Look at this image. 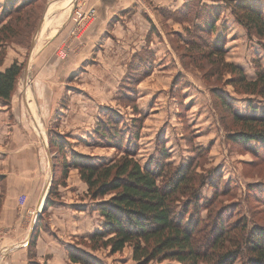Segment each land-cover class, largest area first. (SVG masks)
<instances>
[{
  "label": "rangeland",
  "instance_id": "374dc122",
  "mask_svg": "<svg viewBox=\"0 0 264 264\" xmlns=\"http://www.w3.org/2000/svg\"><path fill=\"white\" fill-rule=\"evenodd\" d=\"M2 1L0 0V4ZM211 1L208 3L214 4L218 0ZM251 1L264 11V0ZM226 2L222 0L218 2L220 13L210 40L215 43L221 41L224 44L225 60L242 65L247 77L253 79L259 66L264 67V48L259 41L260 38L254 32L247 34L245 29L234 20L230 6H228L229 4L226 5ZM71 3H73L72 0L70 2L69 0H35L33 3L20 8L19 11L7 15L0 22V26L9 22L10 30H7V33L11 31L12 35L3 44L0 43V56L2 57L0 71L14 61L21 63L26 59L33 35L31 32L43 5L45 8L47 4H52V11L47 18H54L56 14L63 11ZM74 10L68 19V32L63 34L64 36L53 47L54 53L58 54L61 59L66 58L64 56L67 48L70 47L72 41L77 40L76 36L79 38L82 30L74 22V17L77 16L79 10L77 8L76 12ZM80 17H84V14ZM178 23V26L175 27L163 22L162 31L151 29L148 32L149 37L152 35L165 38L170 49L161 41L159 45L151 44L148 41L147 47L151 49L153 56L145 57L148 60L146 68L137 67L135 69L132 67L137 70L138 78L136 77V82L132 83L138 89L137 96L132 99H118L116 97L118 85L125 75L129 61L131 58L135 59V57H129L125 62L123 76L112 94V102L109 101L111 104H108L107 107L123 113V119L119 124L120 129L129 130L128 133H131V136L133 135V128L138 129L139 134L136 138L138 148L134 156L140 162L145 163L150 154H158L161 152L159 150L164 147V151L168 153L167 159L172 166H183L188 163L187 165L190 164L188 170L198 178H203V182L206 184L199 190L198 203L211 198L213 194L216 195V198L207 208L199 209L201 216H204L208 209L212 216L217 210L225 209L221 216L226 221H234L236 218L245 215L249 223L251 221L263 223L264 201L258 194L254 195L251 189L255 187L264 188V149L253 141H249V147H247L226 137V132L234 129L236 125L232 121L230 110L221 105L220 97L227 98L237 112L255 113L257 115L264 112V98L243 92L242 87L228 82L232 79L230 74L217 57L203 47V39L196 43L198 48L189 44L191 40H198L195 36H197L196 33H199L195 30H191V35L187 33L189 26L193 25L191 20L183 16L179 17ZM234 27L237 28L235 31ZM44 29L47 30L46 27ZM47 34H43L42 43ZM206 40L210 42L209 37H206ZM262 40L264 41V38ZM158 50H160V54H166L163 57H155ZM40 65L37 66L35 81L41 76ZM21 86L22 78L19 79L18 77L9 101L3 102L4 106L7 105L5 109L9 110L8 113L5 110L4 119L7 116L11 118L13 111L14 119L20 121L21 132L28 134L37 143V136L43 135L41 131L43 130L44 137L46 135V138L53 141L52 148L56 164L50 199L53 201L60 199L58 182L65 183L66 178L63 176L62 170L65 163L72 161L75 153L106 160H112L121 155V148L110 143L92 144L88 139L74 143L65 139L60 151L54 141L59 134L68 135V132H65L68 123L59 125L60 118L57 116V118L53 116L52 119H48L47 114L40 113L38 115L40 129L31 116L30 119L25 115L27 113L22 107L19 96ZM13 96L17 97L14 100L17 105L12 106L11 99ZM135 105L138 106V111ZM101 113L103 114L104 111ZM104 118H106L105 115ZM131 118L136 120L131 122ZM8 120L11 124V119ZM6 131L8 133L9 130L3 129L4 134ZM126 136L127 133L122 132L120 137L123 138V142ZM200 146L204 148V151L198 149ZM39 153L40 160L44 161L42 153ZM45 157L47 159L46 155ZM41 164L44 170L43 162ZM71 168L80 178L76 167L67 165V172ZM216 179L217 186H210V184L215 183ZM3 192L0 191V205ZM262 194L264 195L263 191ZM85 195L95 202L87 191ZM110 195L111 193H108L100 199L105 200ZM24 198L27 199L26 192L18 197L20 206L16 212V222L14 221L20 231L23 227L25 228L34 212L33 203L30 206L26 205ZM203 204L205 205V202ZM14 227L0 224V236L8 235ZM36 239L37 234L33 245L27 248L30 259L35 256ZM0 240H3L2 237ZM73 241L75 246H79L84 251L86 249L97 256L101 264H137L132 258V249L129 245L124 246L120 251L111 253L108 247L91 249L89 247V235L74 238ZM68 264L81 263L72 262L69 258ZM148 264H177V262L165 259L162 261L153 260ZM235 264H239V261Z\"/></svg>",
  "mask_w": 264,
  "mask_h": 264
},
{
  "label": "trees",
  "instance_id": "16d2710c",
  "mask_svg": "<svg viewBox=\"0 0 264 264\" xmlns=\"http://www.w3.org/2000/svg\"><path fill=\"white\" fill-rule=\"evenodd\" d=\"M34 1L3 0L0 4V22L7 15ZM219 1L211 4L201 0H186L179 7L176 18L184 16L191 20L193 25L189 26L187 33L191 35V30H195L202 35L199 33H196L197 36L193 35L198 40H191L189 44L198 48L196 43L203 39V47L215 55L230 74L232 79L228 82L242 87L243 92L264 98V67L260 65L255 78L249 79L241 66L225 60L224 44L221 41L215 43L210 40L220 13ZM222 1H227L225 4H229L234 20L247 34L254 32L264 48L263 9L251 0ZM43 8L44 5L31 34L43 13ZM7 30H10L9 22L0 26L2 44L12 35V32L7 33ZM206 37H209L210 42ZM152 56V51L147 45L133 53L132 57L135 59L131 58L129 61L125 75L118 85L116 92L118 99H132L137 96L138 89L132 85L138 78L135 69L137 67L145 69L148 61L145 57ZM1 60L0 56V63ZM24 64L25 60L21 63L14 61L0 71L2 102L9 101ZM220 99L221 105L230 110L232 121L236 125L234 129L226 132V137L247 147L248 142L253 141L264 149V112L259 115L240 113L233 109L227 98L222 96ZM135 108L138 111L137 105ZM122 119L123 113L107 107L104 113H101L92 134L87 137L92 144L110 143L121 148L119 157L106 160L75 153L72 161L65 163L62 170L65 176L67 165L78 169L80 178L87 185V193L95 200L94 208L102 217L101 226L89 235V247L91 249L108 247L110 252L114 253L129 245L132 249V258L137 264L165 259L175 260L177 264H235L237 261L239 264H264V222L249 223L245 215L234 221H226L221 216L225 209L217 210L213 216L208 209L206 214L201 216L199 209L207 208L216 198L213 194L211 198L203 201L205 205L203 202L198 203L199 190L206 184L203 178L193 175L188 170L190 166L188 163L183 166H172L164 147L159 150L160 153L150 154L145 163L140 162L134 156L138 148L136 140L138 129L134 127L131 136L129 130L120 129ZM130 120L133 122L136 119ZM122 132L127 133L124 142L120 137ZM63 139V135H58L54 141L60 151L63 148ZM47 141L52 153L53 177L43 211L53 202L49 195L54 184L56 164L53 141L51 139ZM198 149L204 151L202 146ZM214 182L210 186L216 187L217 179ZM260 189L255 187L251 190L264 201L262 194L264 188L261 191ZM108 193H111L109 198L100 199ZM38 223L39 221L27 244L28 247L34 243ZM68 255L72 262L101 264L97 256L76 247L69 249Z\"/></svg>",
  "mask_w": 264,
  "mask_h": 264
},
{
  "label": "crops",
  "instance_id": "0c3cea01",
  "mask_svg": "<svg viewBox=\"0 0 264 264\" xmlns=\"http://www.w3.org/2000/svg\"><path fill=\"white\" fill-rule=\"evenodd\" d=\"M185 1L76 0L75 7L79 13L74 17V22L78 28H82V37L76 36L77 40L72 41L67 48L66 58L61 59L54 53L53 47L68 32V17L73 3L68 4L60 22H53L46 27L47 30L43 26L40 39L43 34H48L32 56L29 83L26 86L32 90L37 115L47 114L48 119L57 116L60 118L59 125L68 123L64 127L68 135L63 136V142L65 139L71 143L86 141L97 125L101 112L111 104L112 94L123 76L125 62L129 57L147 45L148 41L157 45L163 42L170 49L165 38L149 37L148 32L151 29L162 31L163 22L178 26L176 13ZM50 5L46 18L52 11ZM91 10L93 12L90 14ZM82 14L84 17H80ZM236 29L234 27V31ZM165 54H160L158 50L155 57H163ZM38 63L41 64V76L35 81ZM26 86L23 87L22 82L20 102L27 113L25 115L33 118L27 104L29 99ZM16 98L12 97V106L17 105L14 102ZM3 104L0 100V191H4L0 205V224L15 227L8 235L0 236L3 239L0 240V250L8 245L19 244L27 236L31 217L21 231L14 223L20 206L18 197L26 192L27 199L23 200L29 206L33 203L34 211L40 203L49 172L44 150V142L48 145V139L46 135L44 137L43 130V135L37 136L36 143L28 134L21 132L20 121L14 119L13 111L11 118L7 116L4 119L5 110L7 113L9 110ZM8 119H11V124ZM3 129L9 130L8 133L6 131L4 134ZM39 152L44 161L40 160ZM64 177L65 183L58 182L60 199L51 202L38 219L35 256L29 258L28 243L19 244L1 257L0 264H68V250L74 247L82 250L75 246L74 238L90 235L101 226L102 217L94 208L95 202L85 195L86 183L72 168Z\"/></svg>",
  "mask_w": 264,
  "mask_h": 264
},
{
  "label": "water",
  "instance_id": "95a60500",
  "mask_svg": "<svg viewBox=\"0 0 264 264\" xmlns=\"http://www.w3.org/2000/svg\"><path fill=\"white\" fill-rule=\"evenodd\" d=\"M76 0H72L73 2V6H72V9H71V12H70V15H72V12L76 6V3H75ZM50 5H46L45 6V9L40 17V19L38 20V23L35 27V30L33 32V35H32V38H31V41H30V46H29V50H28V54H27V57H26V60H25V64L23 66V71H22V82H23V87L26 86V82L28 81L29 79V67H30V64H31V60H32V56L34 54V51L36 49V46L38 44V41L40 39V36L42 34V29H43V26H44V22H45V18H46V13H47V9ZM69 15V17H70ZM68 17V19H69ZM44 150H45V153H46V156H47V160H48V167H49V172H48V177H47V181H46V184H45V187H44V191H43V195L40 199V203L38 204V206L36 207V209L34 210L33 212V215H32V218L30 220V226H29V230H28V233H27V236L25 237V239L23 241H21L19 244H27L32 236V233L34 231V228L36 226V223L41 215V212L43 211V205H44V201H45V198H46V195H47V191L49 189V186H50V183H51V180H52V177H53V166H52V157H51V154H50V150H49V147L48 145L44 142ZM19 244H16V245H19ZM16 245H8V246H5L4 248H2L0 250V259L1 257L9 250L13 249L14 247H16Z\"/></svg>",
  "mask_w": 264,
  "mask_h": 264
},
{
  "label": "bare ground",
  "instance_id": "6f19581e",
  "mask_svg": "<svg viewBox=\"0 0 264 264\" xmlns=\"http://www.w3.org/2000/svg\"><path fill=\"white\" fill-rule=\"evenodd\" d=\"M66 10H67V8L65 10H63V12L61 14H59L58 16H56L54 18H47L46 21H45V24H44V28L48 27L51 24H53V22H56V23L60 22L61 19L64 18L63 16H64ZM42 40L43 39L41 38L40 41L38 42V44L36 46L37 49L39 48L40 45H42L41 44ZM26 89H27V98L29 99L28 103H27L28 107H29V111L32 114L33 118L36 120L34 122H36L38 124L39 128H40V122H39V118H38V115H37V110H36L35 101L33 99L32 90H31V88L28 85L26 86Z\"/></svg>",
  "mask_w": 264,
  "mask_h": 264
},
{
  "label": "built area",
  "instance_id": "2783aa9c",
  "mask_svg": "<svg viewBox=\"0 0 264 264\" xmlns=\"http://www.w3.org/2000/svg\"><path fill=\"white\" fill-rule=\"evenodd\" d=\"M74 12H76V7H75V10H74ZM92 12H93V11L91 10V11H90V14H91ZM74 15H75V13H74Z\"/></svg>",
  "mask_w": 264,
  "mask_h": 264
}]
</instances>
